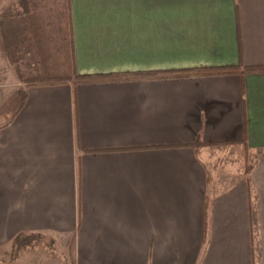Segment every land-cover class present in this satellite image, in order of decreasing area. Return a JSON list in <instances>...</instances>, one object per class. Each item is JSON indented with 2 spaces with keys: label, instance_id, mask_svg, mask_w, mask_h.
Wrapping results in <instances>:
<instances>
[{
  "label": "crops",
  "instance_id": "1",
  "mask_svg": "<svg viewBox=\"0 0 264 264\" xmlns=\"http://www.w3.org/2000/svg\"><path fill=\"white\" fill-rule=\"evenodd\" d=\"M8 4L22 53L0 34L3 100L36 42L59 73L70 57L78 74L239 70L29 85L0 124V245L58 239L72 264H264V71L245 70L264 66V0H67L71 56L44 6Z\"/></svg>",
  "mask_w": 264,
  "mask_h": 264
},
{
  "label": "trees",
  "instance_id": "2",
  "mask_svg": "<svg viewBox=\"0 0 264 264\" xmlns=\"http://www.w3.org/2000/svg\"><path fill=\"white\" fill-rule=\"evenodd\" d=\"M62 8L61 10V30L63 31V35L65 36L61 43H58L59 47L62 49L64 45H68L69 50L68 53L70 56L72 55V43H68V33H69V23L67 17V0H61ZM9 5V4H8ZM11 6L4 7L0 11V34H1V46L3 48L4 54L9 59H17L18 54L22 53L19 51V47L16 48L14 43V38L11 36L10 26H11V18L10 13L12 12ZM7 34V35H6ZM34 47H38V61L37 66L30 67L28 73H23L17 67V75L19 78L24 81L26 84L24 87H17L13 90V92L7 96L0 103V117L3 119L0 123L1 125H5L9 123L14 116L18 113V111L24 105L27 95H28V86L31 84H40V83H55L62 82L67 79H74L75 83H85V82H95V81H105V80H115V79H138V78H155V77H174V76H184V75H206V74H220V73H231L238 71L239 69L236 66H223V67H210V68H195V69H183V70H166V71H144V72H123V73H115V74H78L72 69V59L70 57L69 61V71L65 73H59L57 70H53L50 65H60L62 64L53 60L56 57L57 53L52 51L53 58L48 57L49 52L47 50L42 51L45 48L44 43L36 42L35 44H31ZM26 54V52H24ZM61 54V53H60ZM67 54V49H66ZM35 55V54H34ZM32 56V55H31ZM245 70L248 71H264V66H253L246 67ZM46 71V72H45ZM18 238V236H17ZM73 256V255H72Z\"/></svg>",
  "mask_w": 264,
  "mask_h": 264
},
{
  "label": "rangeland",
  "instance_id": "3",
  "mask_svg": "<svg viewBox=\"0 0 264 264\" xmlns=\"http://www.w3.org/2000/svg\"><path fill=\"white\" fill-rule=\"evenodd\" d=\"M1 1L3 0H0V2ZM34 1L44 6V14L48 19L55 20L54 22L52 21L48 27L50 30H53L54 34H57V32H59L58 29L61 27L59 21L62 19L60 11V8H62L61 0ZM30 61L33 62V60ZM30 61L28 64H30ZM17 63L25 65L26 62L20 63L19 60ZM14 80L16 84L8 87L6 91L13 88L16 89L17 87H24L26 84L19 76H16ZM0 99L1 103L3 98L0 96ZM2 119L3 118L0 117V120ZM1 122L2 121H0V123ZM72 255V245L64 246L60 240L50 237L38 238L34 236L31 238H23L22 240L18 237L17 240L15 239L12 243L0 245V264H72Z\"/></svg>",
  "mask_w": 264,
  "mask_h": 264
}]
</instances>
